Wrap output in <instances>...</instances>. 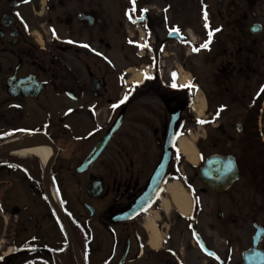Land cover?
I'll return each instance as SVG.
<instances>
[{"label":"flooded vegetation","instance_id":"obj_1","mask_svg":"<svg viewBox=\"0 0 264 264\" xmlns=\"http://www.w3.org/2000/svg\"><path fill=\"white\" fill-rule=\"evenodd\" d=\"M261 89L264 0H0V146L54 154L0 152V264H70L62 217L87 261L264 264Z\"/></svg>","mask_w":264,"mask_h":264},{"label":"bare ground","instance_id":"obj_2","mask_svg":"<svg viewBox=\"0 0 264 264\" xmlns=\"http://www.w3.org/2000/svg\"><path fill=\"white\" fill-rule=\"evenodd\" d=\"M27 139L28 138H23L21 140L9 142L3 147H1L0 151H7V150L13 151L16 155L19 156H28L30 154L36 155L44 162L45 165H47L51 161L54 155L53 151L47 148L46 146H42V145L23 147L25 146L26 141H28ZM180 147L188 154L190 160L195 162L196 151L194 149V146L189 142H187L186 140H182L180 142ZM169 190L173 199V203L176 206V208L184 215H187L190 212V200L185 189L182 187V185L179 182H174L172 185L169 186ZM166 205L168 209L169 206L167 201H166ZM147 228L152 234V238L150 242L151 247L159 248L161 241V233L159 230H157L155 222L150 221ZM0 229H1V222H0Z\"/></svg>","mask_w":264,"mask_h":264},{"label":"rangeland","instance_id":"obj_3","mask_svg":"<svg viewBox=\"0 0 264 264\" xmlns=\"http://www.w3.org/2000/svg\"><path fill=\"white\" fill-rule=\"evenodd\" d=\"M94 34L97 35V32H94ZM95 35V36H96ZM99 38V36L96 37V40ZM99 45L96 43V47H98ZM99 50H104L103 46L100 48L98 47ZM76 195L79 197H81V191L78 190V192H76ZM150 221H154L156 222L157 219L152 215L150 216V219H148V224ZM147 224V225H148ZM170 225V223H168ZM175 231H180L182 232V225L179 226L178 223L175 224ZM111 238L108 235L107 232L103 231V230H99L96 231V241L93 244L94 247V253L92 255H90V259H88L90 264H106L108 262H112L111 264H117V260L119 258V253L117 256L112 257L109 256L111 253ZM117 253V252H116Z\"/></svg>","mask_w":264,"mask_h":264},{"label":"water","instance_id":"obj_4","mask_svg":"<svg viewBox=\"0 0 264 264\" xmlns=\"http://www.w3.org/2000/svg\"><path fill=\"white\" fill-rule=\"evenodd\" d=\"M121 120H122V117L120 116L118 118L117 122L115 123V125H114L112 131L110 132V134L101 142V144L99 146V149H98V154H100V152L103 150V148L110 142V140L112 139L114 133L119 128ZM261 128H262V134H263V137H264V109H263L262 118H261ZM89 166H90V156L85 160V163L83 164V166H81L77 170V172L78 173H82L85 170H87L89 168ZM141 208H140V210H141ZM62 220H63L64 224L66 225V228H67V230H68V232L70 234L72 246H73V249H74V252H75V256H76V260H77L78 264H85V262L83 260V257L81 255V252L79 250L78 244H77V242H76V240H75V238H74V236H73V234H72V232H71L66 220L63 217H62ZM3 229H4V227L2 228V230ZM126 255H127V253H126ZM125 258H126V256L122 259V261L119 264H124Z\"/></svg>","mask_w":264,"mask_h":264},{"label":"snow or ice","instance_id":"obj_5","mask_svg":"<svg viewBox=\"0 0 264 264\" xmlns=\"http://www.w3.org/2000/svg\"><path fill=\"white\" fill-rule=\"evenodd\" d=\"M130 2L133 4V6L135 5V0H130ZM143 11H146V10H143ZM131 18V17H130ZM204 18H205V21H207V13L205 12V14H204ZM205 27L207 28L208 27V24L207 23H205ZM174 31H178V30H174ZM216 31H219V29H216ZM53 35H55V33H53ZM208 35H209V40L208 41H206L204 44H202L201 45V47L202 48H208V45H209V43L211 42V36L213 35V33L210 31L209 33H208ZM84 47H88L87 45H84ZM194 51H196V49H194ZM173 76H175V74H173ZM188 87H191V85L189 84V85H187ZM173 87H176V85L175 84H173ZM261 91H264V89H261ZM125 99H126V97H125ZM124 101L123 100H121L120 101V103H123ZM117 105H113V107H116Z\"/></svg>","mask_w":264,"mask_h":264},{"label":"trees","instance_id":"obj_6","mask_svg":"<svg viewBox=\"0 0 264 264\" xmlns=\"http://www.w3.org/2000/svg\"><path fill=\"white\" fill-rule=\"evenodd\" d=\"M70 264H77L74 254L72 253L70 249Z\"/></svg>","mask_w":264,"mask_h":264}]
</instances>
